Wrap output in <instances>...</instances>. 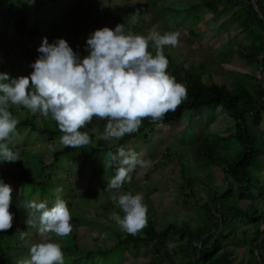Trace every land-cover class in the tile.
I'll return each mask as SVG.
<instances>
[{"label":"trees","instance_id":"obj_1","mask_svg":"<svg viewBox=\"0 0 264 264\" xmlns=\"http://www.w3.org/2000/svg\"><path fill=\"white\" fill-rule=\"evenodd\" d=\"M168 1L171 0H158V3H155V9L158 6V9L160 8L158 15L160 13L163 15L166 7L172 10L168 16H163L165 28L161 25L158 29L151 31L140 30L148 19V13L154 8L149 4H144L140 8L141 15L138 22L130 23V15L136 11L132 10L128 2L117 12H112L113 5L107 8H95L100 14L98 17L100 21L96 22L104 24L111 18L121 19L117 22L136 29V35L145 36L152 31L159 32L161 35L175 31L167 25L170 21L176 29V26L189 23L190 27L185 32L188 31L197 38L199 35L193 26L197 23L202 25L204 14L209 12L213 19L208 22L203 21L204 30L214 22L217 25L215 36L226 28L229 40L238 39L235 52L240 56L242 63L254 66L255 71H259L262 67L260 72L263 82L261 83L255 75L251 84L236 78L230 82L221 81L220 83L205 81V69L201 64H179L177 62L179 55L175 56L171 52V46H165L163 51L169 60L167 71L175 76L177 82L186 85L187 97L174 112H169L164 117L162 123H153L150 119H144L139 131L133 136L125 135L121 139L105 141L97 140V136L104 133L107 121L94 119L87 130H84L89 132L92 143L81 148H71L65 147L60 142L63 134L51 113L47 117L42 115V123L35 121L37 114L24 117L23 125L29 126L31 132L48 135L51 148H56L53 153H57L50 163L43 157V153L39 154L34 148L30 158L22 155L21 160L10 162L6 169L2 168L3 164L0 162V180L13 188L10 211L14 214L12 228L0 231L2 243L0 244V264H17L18 260L30 257L16 254L19 248L31 247L26 243L30 231L25 203L32 200L44 201L41 196L48 195L51 189L47 186L52 187L46 183V180L56 183V189L50 198L54 202L57 196L61 197V192L68 196L84 194L79 201L90 200L87 191L79 192L78 188L84 189L82 186L74 188L75 193L69 187L65 191L62 190L66 187L64 185L66 176L71 175V172L75 170L80 178L90 171L91 178L100 183L99 187L106 196L107 204L100 207L95 212V216L89 215L82 209L81 211L73 209L71 222L79 224L86 222L92 227L94 224L98 227L96 222H100L106 230L107 241L93 236L92 244L85 249L78 242L77 234L70 235L69 240L61 241L56 238L54 242L62 246L64 264H123L127 254L135 257L141 245L146 248L153 247L157 253L156 260L159 257L161 260L163 258L161 254L166 253L167 260L172 261V264L175 257L171 249H166L168 243L173 239L179 241L183 238L188 240L186 246L190 259L176 262L177 264H264V227H261L264 225V0H197L196 2L195 0H172L173 4L167 3ZM84 3L94 7L91 0H0V20L6 24L7 28H10L9 24L14 22V27L23 34L30 29L27 22L37 12L44 11L45 22L54 25L66 16H76L81 8L85 9ZM86 26L87 23L82 21L77 22L73 28L87 31ZM75 33L78 34V32ZM245 39L248 42L245 43ZM87 40L85 38L77 44L69 43L80 58L82 51L77 49L81 44L86 45ZM23 44L26 49L24 55L28 56L29 63L32 65L41 53L27 41H23ZM149 51L155 55L154 47L150 46ZM226 55L230 56L228 53ZM1 67L4 66L0 64V69ZM247 75L250 74L247 73ZM217 109H222L221 115L214 114ZM208 114L211 116L204 118ZM184 117L187 118L185 126L182 125ZM214 117L219 119L217 123L213 125L206 123L207 119ZM231 121L234 126L228 128ZM199 125L204 126L205 130L199 132ZM197 126L199 127L196 128ZM163 127H170L176 131L175 137L181 141V148L175 153L179 154L182 163L181 172L184 182L180 188L184 190L187 198L195 196L193 188L195 182H202L199 200L195 202L199 203L200 216L205 220L193 227L189 221L183 219L184 226L181 227L180 219L176 214L164 211L166 226L159 228L155 213L148 211L147 226L132 235L121 231L110 219L112 212H118L121 216L123 212L111 199L112 191L107 189L108 183L103 177L104 175L110 179L114 177L118 165L105 168L104 160L109 152L116 154L119 148H125L124 140L140 137L143 139L141 148H146L148 144H152L153 131L161 132ZM30 147L32 148L31 145L26 146L23 153H26V149ZM146 152L149 154L147 150ZM187 154L193 157L195 166L186 163ZM63 159H66L68 163H75L74 170L64 169ZM148 161L151 162V160ZM150 167L152 171H155L157 164L151 162ZM211 170L216 171L217 178L224 181V185L219 190H212L209 187V181L205 180L206 177L199 173L200 171L206 174ZM130 175L131 182L126 181L121 192L139 193L142 188L137 185L134 171ZM63 180L65 181L61 183ZM186 187H189V192L185 191ZM146 198L147 196L144 203L151 206L147 204ZM17 217L20 220H16ZM15 221L19 224L14 223ZM238 228L243 231L237 233ZM21 232H27L23 239L20 236ZM246 232L251 234L247 235ZM261 235L263 236L260 240ZM247 239L253 244L245 249L247 262H244V256L236 260L235 248L231 247L229 242L233 240L246 242ZM196 240L201 241L199 246L194 245ZM21 241L26 244L22 246ZM162 247L165 250H161ZM161 262L157 260L154 263Z\"/></svg>","mask_w":264,"mask_h":264},{"label":"clouds","instance_id":"obj_2","mask_svg":"<svg viewBox=\"0 0 264 264\" xmlns=\"http://www.w3.org/2000/svg\"><path fill=\"white\" fill-rule=\"evenodd\" d=\"M114 1L91 0L94 7L84 3L85 9L81 8L83 11H95L86 19L78 18L83 12L80 9L76 16H66L54 25L45 21L41 26L34 23V28L32 25L23 33L24 41L34 45L41 55L31 65L34 71L30 76L10 78L9 74L0 73V162L3 169L10 162L21 160L22 150L28 143L34 148V140L39 133L31 132L22 121L37 112L40 113L35 116L37 122L38 116L42 121L43 116L51 113L63 134L60 142L65 147L81 148L92 143L89 132L83 129L94 119L107 121L104 133L97 136V140L121 139L138 132L144 119L162 123L164 117L186 99V85L177 82L175 76L167 71L169 60L163 51L165 46L176 47L179 44L180 32L170 31L161 35L152 31L146 36L136 35V29L120 24L117 21L121 19L114 18L98 24L96 21H100V14L95 8L114 6ZM134 11L130 15L132 24L137 23L141 15L140 9ZM88 18L94 26L88 25ZM70 19L69 28L65 23ZM76 21H85L87 31L74 29ZM109 24L117 26L115 29L105 27ZM59 28L64 36L56 33ZM127 29H131L134 35L126 32ZM85 38L88 39L87 44H81L77 49L82 51L80 58L69 43H81ZM21 45L24 47L23 43ZM150 46L154 47L155 55L149 51ZM51 151H56V148L47 151L49 157L55 159L57 152L50 154ZM52 159L48 161L46 158L49 163ZM114 165H118L116 174L108 180L107 189L112 191L111 199L123 216L114 211L110 219L121 231L135 235L147 226L148 206L141 193L121 192L120 189L126 181L131 182L130 173L137 166L150 167L151 162L140 159L135 151H125L121 147L116 154L109 152L104 160L105 168ZM52 187H56L54 181ZM68 187L75 193L73 186ZM47 188L51 189L50 186ZM52 196H41L44 200L41 202L32 200L25 203L28 230L32 227L30 233L35 235L39 231L43 239L31 244L30 250L19 248L24 251L21 256L30 254V257L18 260L17 264H64L62 246L54 242L50 234L60 238L77 234L75 225L79 223L71 222V219L75 200L79 198H69L61 192V197L57 196L54 202L50 199ZM12 200V186L0 180V231L13 226ZM14 223L19 224L18 221ZM26 235L27 232H21V239ZM200 243L196 240L194 245L199 246Z\"/></svg>","mask_w":264,"mask_h":264},{"label":"rangeland","instance_id":"obj_3","mask_svg":"<svg viewBox=\"0 0 264 264\" xmlns=\"http://www.w3.org/2000/svg\"><path fill=\"white\" fill-rule=\"evenodd\" d=\"M98 1L100 0H93V2ZM157 1L158 0H115V4L112 9L119 11L118 7H123L127 2L130 4L132 10L140 9V7L144 4L154 6V8L151 9V12L148 13L147 22L140 28V30L151 31L154 29H158V27H161V25L165 28L166 24L164 23L163 16L166 17L172 12L171 9L166 7L163 11V15H161V13L158 15L157 13L160 11V8L158 9L159 6L156 8L158 10L155 9V3H158ZM196 1L197 0H195V2ZM169 2L173 4L172 0L168 1L167 3ZM162 6L164 7L163 4ZM94 14V10H91L89 12L84 10L78 15V18L86 19L87 15ZM212 17V14L207 12L204 14L202 19L203 21L208 22L209 20L213 19ZM149 19H152V21H149ZM45 20V12L39 11L35 15H32L30 17L27 24L30 25V27H32L34 23H38L41 26ZM71 21V19L67 20L65 25L69 27ZM203 21L202 25L205 26ZM87 22L89 23L88 25H95L94 22H91L89 18ZM191 23H193V21ZM167 25L175 31H179L181 34L179 38V44L176 47L171 46V52H173L175 56H177V54L179 55L177 56V62H179V64L182 63L183 65H187L189 63L197 65L201 64L205 69V81L220 83L221 81L230 82L231 80H234L236 78L247 84H251L256 76L257 78H259V81L261 83L263 82V77H261V73L259 71H255L254 66L244 65V63H242L240 56L235 52L236 48L238 47V39L231 38L235 40L230 39V41L226 28H223L222 31L215 36L214 33L217 29V25L215 22L214 24H210L206 30H204L201 24L198 25L197 23L196 26H193L199 35V37L196 38V36L192 35V33H189L188 31L187 33L185 32L190 27L189 23L176 26L177 29L175 28V25L171 23V21L167 22ZM9 26L10 28H7L6 24L3 23L2 20H0V64L4 66L3 68L1 67L0 73L9 74L10 78L30 76L33 71V68L29 63L28 56L24 55L25 47L21 45V43H23L25 39L24 35L21 34L14 27V22H11ZM116 26L117 25L115 24H109L105 27L115 29ZM125 31L133 34L131 29H127ZM56 33L64 36V33L60 28L56 31ZM244 42L246 43L248 41L245 39ZM18 48L19 52L17 53L16 50ZM227 53L230 54L229 57L226 55ZM9 60H13L12 65H10L11 62ZM17 64L20 66V68H18ZM9 65L10 68L8 70ZM247 73H249L250 75H247ZM37 114L40 113L37 112ZM214 114L221 115L222 109H217ZM209 116H211V114L204 116V118ZM37 119L39 120V123H42L39 116ZM218 120L219 119L217 117H214L207 119L206 123L213 125L217 123ZM186 121L187 118L184 117L182 119V125L185 126ZM199 126H197L196 128H198ZM233 126L234 123L231 121V124L228 126V128H232ZM145 129L147 128L145 127ZM203 130H205L204 126H200L199 132ZM134 134L135 133L130 134L129 136H133ZM175 134L176 131L172 130L170 127H163L161 132L153 131L152 135L150 134L152 138V144H148L146 148H141L143 139L140 137L131 138V140L128 139L123 141L125 145V151H135L140 159L145 161L151 160L152 163L157 164V169L155 171H152L151 167L145 168L137 166L134 170V173L135 179L137 180V185L142 188L139 193L143 195V199H145V196H147V204L153 206H148V211L152 214L155 213V220L159 228H163L166 226V219L163 217L164 211H168L170 214H176L180 219L179 226L181 227L184 226L183 219L189 221L191 226L193 227L198 224H201L205 220L200 216L199 203L197 204L195 202V200H199L198 197L201 192L202 182H195L193 186V188L195 189V196H193L192 198H187L188 196L185 194L184 190H181L180 188L181 184L184 182V178L181 172L182 163L178 156L179 154L175 152H177L181 148V141L175 137ZM28 145H30V143H28ZM33 146L36 151H39L40 153L44 154L43 157L45 159L47 158L48 161L52 159L47 153V151L51 148V142L49 140L48 135H37L34 140ZM168 148L170 149L168 150ZM34 149L30 147L29 149H26V153L24 152L25 154L23 152L22 154L27 158H30L34 153ZM146 150L149 152V154L146 152ZM50 154H53V151H51ZM63 161L64 169L70 168L71 170H74L75 163L74 165L70 162L68 163L66 159H63ZM185 161L187 164L195 166L194 159L190 154H187V156L185 157ZM69 173L70 172L68 171V174ZM199 173L206 177L205 180L209 181V187H211L212 190H219L224 185V181L222 179L217 178L216 171L214 170H211L206 174H203L200 171ZM83 175V178H80L77 173V170L71 172V175L66 176L67 180L66 184H64L66 185L65 189L70 185L74 188L82 186L84 189L82 190L78 188L79 192L83 191V193H85V191H87L90 200L87 201L85 199L84 201H79L82 195L84 194L80 195V197L78 195L69 196V198H79L77 201L75 200L76 203H74L76 207H73V209H77L79 211H81L82 209L89 215L95 216V212L100 209V207H103V205L107 204L106 196H104L101 191V188L99 187L100 183H97L95 179L93 180V178H91L90 171H88L86 174L84 173ZM103 177L106 183H108V180H110V178H108L106 175H104ZM64 181L65 180H63L61 183H63ZM49 185L52 186L51 181H49ZM50 188L53 191L56 189V187ZM122 190L123 188L120 189V191ZM189 190V187L185 188V191L189 192ZM52 194H54V192L50 190L48 191L47 196H51ZM78 202L79 205L77 206ZM16 220H20V218L17 217ZM96 223L99 225L98 227H95V224L92 227L86 222H83L79 225H75V231L77 232L78 237L77 240L85 249H87L92 244L91 241H93V236H95L96 238L99 237L102 241H107L105 228L100 225V222ZM261 227L263 228L264 225H262ZM29 231H32V227H30ZM242 231L243 230H240L238 228L237 233H241ZM247 233L248 232H246V234ZM249 234L251 233H248L247 235ZM50 235L53 241H55L56 238L61 241L70 239L69 236L65 238H60L56 237L54 234ZM262 236L263 235L260 236V240L262 239ZM42 239L43 237L40 235L39 231L37 235L31 232L28 238V243L30 245H33L35 243L41 242ZM256 239L257 237L255 238V240ZM247 240L248 241L246 242H242L241 240H233L229 242V245L235 248L236 253L234 254V257L236 260H239L242 256H244V262H247L248 257L247 253L245 252V249L253 245L249 239ZM187 241V238H183L179 241L173 239L168 243L169 247H172L170 249L174 253L175 257L173 260L174 262L172 264H177L179 261L184 262L187 259H190L187 254L189 253L186 246ZM20 244L24 246L26 243L24 241H21ZM30 248L31 247H29L27 250H30ZM161 250H164V248L162 247ZM23 252V249H19L17 250L16 254L21 255L23 254ZM155 255H157V253L153 247L146 248L144 245H141L135 257L127 254L126 260L123 262V264H155L154 261H157ZM166 257V253L163 252V259L165 261L163 262L162 260L160 264H171L172 261H168ZM151 259L153 260L151 261Z\"/></svg>","mask_w":264,"mask_h":264},{"label":"crops","instance_id":"obj_4","mask_svg":"<svg viewBox=\"0 0 264 264\" xmlns=\"http://www.w3.org/2000/svg\"><path fill=\"white\" fill-rule=\"evenodd\" d=\"M170 248H172V247H169V245H168L166 249H170ZM164 250H165V249H164ZM161 256L163 257V254H161ZM157 260H159V261H162V260H163V262L165 261L163 258L160 260V257H159ZM154 262H155V261H154Z\"/></svg>","mask_w":264,"mask_h":264},{"label":"water","instance_id":"obj_5","mask_svg":"<svg viewBox=\"0 0 264 264\" xmlns=\"http://www.w3.org/2000/svg\"><path fill=\"white\" fill-rule=\"evenodd\" d=\"M262 68V67H261ZM261 68H260V70H261Z\"/></svg>","mask_w":264,"mask_h":264}]
</instances>
